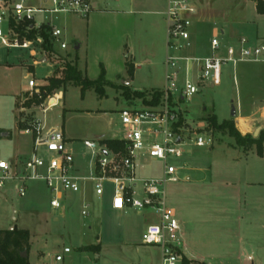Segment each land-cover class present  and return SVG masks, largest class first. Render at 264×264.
<instances>
[{
  "label": "rangeland",
  "instance_id": "obj_1",
  "mask_svg": "<svg viewBox=\"0 0 264 264\" xmlns=\"http://www.w3.org/2000/svg\"><path fill=\"white\" fill-rule=\"evenodd\" d=\"M28 1L34 6L42 4L41 0ZM91 2H97V9L126 10L130 0ZM236 5L243 10V18L240 19L255 22L260 33L264 34V14L255 9L254 3L247 2L242 7L240 3ZM165 9L164 0L135 6L133 43L136 54L130 58L134 64L133 73H128L125 64L121 78L113 80L114 84L124 87L103 84L100 93L93 87L83 91L71 83L54 90L50 94L51 99L45 100L43 105L33 101L36 92L48 83L49 78L58 74L66 61L73 60L76 53L79 54V68L85 71L83 56L87 18L69 14H60L58 19L51 16L52 24L62 29V39L68 48L57 46L60 52L48 53L49 58L44 62H35L40 58L29 57L25 50H13L8 55L12 51L0 45V159L9 162L13 159L17 167H23L33 153V142L31 135L21 133L19 122L28 124L34 118L40 119L48 128L64 130L72 141L75 157L83 171L90 159V151L83 145L85 139L124 137L120 111L147 107L139 99L128 98L124 92L162 89L166 83ZM67 17L78 20L76 27L74 24L71 26L76 30L75 36L71 35L70 25L65 24ZM43 18V14H36L38 22ZM242 20L220 24L227 26L224 36H221L224 43L228 44V28L239 29L240 25L235 23L243 24L245 20ZM203 29L202 45L205 52L211 54L210 27L194 24L190 28L196 34ZM80 41H83L82 49H75ZM14 53H23L26 58L30 70L26 75V66L12 56ZM263 66L262 63L228 64L223 69L220 85L207 83L199 93L181 102L186 119L207 142L205 146L191 143L187 147L189 167L181 170L180 180L168 182L165 186L167 204L175 208L179 222L185 227L187 223L191 229V242L187 239V244L191 249L189 260L193 263L264 264V182L248 183L258 179L264 181V176L254 174L256 165L251 160L256 157L252 153L246 160L245 155L234 148V139L227 132L213 128L205 120L209 115H216L219 123L232 118L236 126L233 106L238 114L244 116L263 107L264 79L254 74ZM30 78H34L36 86L28 90ZM129 79H132L130 83L125 84L124 80ZM198 124L204 127L197 129ZM3 133L9 135L4 136ZM196 137V134H191L192 139ZM161 167L159 161L148 162L138 170V174L142 177L158 175ZM15 171L13 166V177L7 178L0 187V230H9L12 226L29 230L31 263L159 264V249L143 244L141 239L146 225L156 221L153 211L129 209L124 213L116 210L110 205L111 193L108 190L102 199H92V215L84 218L82 202L75 201L73 196L64 208L51 207V193L42 180L28 181L26 194L21 196L18 186L22 182L14 177ZM187 175L190 179H186ZM89 244H100L101 250L98 253L83 251V246ZM66 247L70 248V253H64ZM58 254L64 255L63 261H56ZM183 258L177 264H183Z\"/></svg>",
  "mask_w": 264,
  "mask_h": 264
},
{
  "label": "built area",
  "instance_id": "obj_2",
  "mask_svg": "<svg viewBox=\"0 0 264 264\" xmlns=\"http://www.w3.org/2000/svg\"><path fill=\"white\" fill-rule=\"evenodd\" d=\"M40 6L28 0H0V45L11 50H25L32 58L48 57L45 41L39 33L46 29L53 52L56 46L67 49L62 39V29L52 24L51 16L60 14L88 18L94 10L91 0H41ZM47 5V6H46ZM36 14L44 18L38 22ZM197 8L191 0H168L165 12L167 20V72L162 96L157 105L144 109L120 111L124 137L122 148H112L102 140L85 139L84 147L90 151L93 168L90 174L80 175L75 167V154L68 146L62 129L46 128L41 120L34 118L22 133L33 138V153L23 167H15V178L21 196L26 194L28 181L42 180L50 190V206L64 208L71 196H82L81 213L90 216L91 203L87 198L88 185L95 196L101 198L109 189L111 206L122 212L129 209L151 210L157 221L149 223L142 232V243L157 247L159 264H177L184 257L185 241L175 208L166 201L165 186L180 180V172L189 167L187 147L207 145L201 132L196 131L181 109L182 100L199 93L205 84L222 83L223 68L239 63H264V40L252 43L242 36L232 43H224L219 35L210 40L211 54L191 55V30ZM32 30L37 34L31 36ZM42 52V54H41ZM28 86H36L30 78ZM40 91L36 92V95ZM51 99L49 95L46 99ZM44 103H42L43 105ZM45 111L46 108L43 107ZM204 125L198 124L197 129ZM191 134H196L195 139ZM162 163L160 173L149 177L138 174L148 162ZM151 166V165H149ZM12 164L0 159V187L7 178L13 177ZM69 247L64 253H70ZM64 260L63 254L56 261Z\"/></svg>",
  "mask_w": 264,
  "mask_h": 264
},
{
  "label": "crops",
  "instance_id": "obj_3",
  "mask_svg": "<svg viewBox=\"0 0 264 264\" xmlns=\"http://www.w3.org/2000/svg\"><path fill=\"white\" fill-rule=\"evenodd\" d=\"M158 1L159 0H130L129 9H126V10L97 9V2H92L94 6V10L91 12L89 17L87 18V26H86L87 27V40L85 43V52L83 56L84 67L90 78L95 79L99 76V73L101 70L100 69L101 64L105 66L106 78L109 81L113 82V80H115L118 75L123 74L125 70L126 59L128 57L129 59L130 58L133 59L136 54L135 49H134V43H133L134 37H135V28H136V17L134 15L137 12L135 10V6L138 3L140 6H146L150 3L152 4L157 3ZM164 1L166 3V8H167L168 0H164ZM191 1L197 8V14L194 16L193 25L197 24L199 27L202 26L203 28L210 27L211 35L209 38V42L214 35H219L222 40L221 36H224L225 32L227 31L226 30L227 26L225 27L224 25H220L222 24V22L226 23V22H230V20H233V21H236L238 19L242 20L240 18H243V10L240 8V6L236 4L240 3L242 7L244 3L252 1L255 5V9L257 10L256 0H191ZM243 20H242L244 22L243 24H239L240 22L235 23V25H240L239 29L238 28L233 29L232 27L228 28V42L227 43H232L236 39L242 36L247 37L252 43H258L264 40V34L260 33L259 26L255 22H251L248 19H243ZM65 21H66L65 24L68 27L69 25L71 27L73 24H74V27L78 25L77 19L74 20L73 18L67 17L65 18ZM166 28H167V25H166ZM75 31L76 30H74L71 27V35L75 36L76 34ZM195 34H196V31L192 32L191 30L192 46L187 51V53L191 55L208 54L207 52H205L206 51L205 46L202 45V41H204V37L202 38V35H204V29L199 30V32L197 33L198 35L197 34L195 35ZM166 44H167V41H166ZM76 45H80L79 49L81 50L83 46V41H80ZM11 51L12 52H8V55L9 53H13V50ZM55 51L60 52L59 50H57V46H56ZM210 51H211V47H210ZM26 55H28V53ZM12 56L14 58L20 59V62H22L23 65L26 66L24 70L25 75L26 73L30 72L26 64V61H25L26 58L23 56V53H18V54L14 53L12 54ZM41 57L42 58L36 60L35 62L37 61L44 62L42 60L43 58H45L44 55ZM47 58L49 57H46V60ZM149 60H146V61H149ZM262 64L264 65V63ZM263 67L261 69H256L254 73L260 79H264V68ZM29 89L30 87L28 88V90ZM235 120H236V126L238 127L239 131L243 135L252 134L254 136V133L257 130V128H260V131L264 129V106L256 110L253 114H250L247 116L241 115L240 113L238 114V111L236 110ZM20 121H23V120L20 119ZM45 127L48 129L46 125ZM3 135L8 136L9 133H3ZM113 138L115 139V138H122V137H111V138L102 137L99 140L113 139ZM67 140L69 143L68 144L69 148L74 152V149L71 146L72 141H69L68 138ZM32 142H33V138H32ZM32 147H33V143H32ZM234 148L238 149L240 153H243L245 155V159L246 158L248 159L249 158L248 155L252 153L254 155L253 157H256V158H253V160H251L252 163L256 165L255 166L256 172L254 174H257L258 176H264V150H263V155L260 156L257 154L256 148L254 147L248 152H245L240 147L234 146ZM187 159L190 163V160L188 157ZM10 162L12 166L17 167L13 159ZM75 167H76V171L78 174L88 175L92 171L93 163L90 158L87 161L86 167L83 171V168L81 167L80 162H78V159H76L75 157ZM186 179H190V176L187 175ZM258 182L262 183L264 181H262V179L260 180L258 179L255 181H249L248 183H258ZM90 186L91 185L89 184L88 190H87L88 192L86 196L89 202L91 203L92 199L97 196L94 195L92 186L91 187ZM90 188H91V191H90ZM103 197L101 198L97 197V198L100 200ZM73 198L75 201L79 202L81 201L82 196H73ZM111 203H112V194L110 196V205ZM90 215H92V212H90ZM177 216H178V213H177ZM157 220L158 218H156V221ZM180 224H181V228L183 232V238L185 241L184 256H186L188 259H191V256H189V254H191V249L189 245L187 244L188 242L187 239L191 242V237H192L191 229L189 228L187 223H186L187 225L186 227L183 226L181 221H180ZM100 250H101V245H100L99 251Z\"/></svg>",
  "mask_w": 264,
  "mask_h": 264
},
{
  "label": "trees",
  "instance_id": "obj_4",
  "mask_svg": "<svg viewBox=\"0 0 264 264\" xmlns=\"http://www.w3.org/2000/svg\"><path fill=\"white\" fill-rule=\"evenodd\" d=\"M257 11L261 14H264V0H256ZM50 26L43 25L39 33L43 36L45 41V49L49 52H53L52 45L49 41V35L46 29H49ZM37 34L36 30H32L30 35L34 36ZM64 60V59H63ZM66 61V60H65ZM79 58L78 54L74 55V59L65 63L62 69L58 70V74L49 78L48 83L45 84L40 93L35 95L34 100L36 103H44L46 98L56 89L66 86L67 84H75L80 86L84 91L88 88L93 87L101 92V86L103 84L114 85L115 87H124V85H116L113 82L107 80L106 78V69L103 64L100 65V74L97 78L92 79L88 76L87 71H82L79 68ZM126 67L129 74L133 73L134 64L131 63L129 57L126 59ZM60 72V73H59ZM121 78V75L117 76ZM124 79V78H123ZM128 98L139 99L146 106L157 105L162 96V90L159 88H153L148 91H134L124 92ZM207 123L213 128L225 131L234 139L233 146L242 148L245 152H248L253 147L256 148L257 154L262 156L264 150V129H262L257 137H254L252 134L243 135L235 126L233 119H226L223 122H218L216 115H209L205 117ZM29 123L25 124L19 122L21 129L28 126ZM103 143L107 144L112 148H122V141L119 139H103ZM30 232L27 229H19L17 226L12 230H0V264H33L29 259V249H30ZM100 245H85L83 246V251H93L98 253ZM27 252V256L23 257L22 253ZM204 263V262H203ZM183 264H196L193 261L183 258ZM205 264V263H204Z\"/></svg>",
  "mask_w": 264,
  "mask_h": 264
},
{
  "label": "water",
  "instance_id": "obj_5",
  "mask_svg": "<svg viewBox=\"0 0 264 264\" xmlns=\"http://www.w3.org/2000/svg\"><path fill=\"white\" fill-rule=\"evenodd\" d=\"M79 48H80V45H76V46H75V49H79ZM42 60L45 61L46 58H43ZM130 81H131L130 79H129V80H124V83H125V84H128V83H130ZM235 115H236V109H235V107L233 106V108H232V116H235ZM259 131H260V128H257V130H256L255 133H254V136H255V137L258 136ZM14 227H15V226H12V227L10 228V230L14 229ZM22 256H23V257H26V256H27V252H26V251L23 252V253H22Z\"/></svg>",
  "mask_w": 264,
  "mask_h": 264
}]
</instances>
